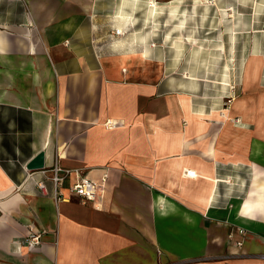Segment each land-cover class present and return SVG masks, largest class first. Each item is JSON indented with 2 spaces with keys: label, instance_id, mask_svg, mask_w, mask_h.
<instances>
[{
  "label": "crops",
  "instance_id": "crops-1",
  "mask_svg": "<svg viewBox=\"0 0 264 264\" xmlns=\"http://www.w3.org/2000/svg\"><path fill=\"white\" fill-rule=\"evenodd\" d=\"M202 6L0 0V264H264V7L237 49ZM39 153L103 190L40 194Z\"/></svg>",
  "mask_w": 264,
  "mask_h": 264
},
{
  "label": "built area",
  "instance_id": "built-area-1",
  "mask_svg": "<svg viewBox=\"0 0 264 264\" xmlns=\"http://www.w3.org/2000/svg\"><path fill=\"white\" fill-rule=\"evenodd\" d=\"M111 33L115 36H119V34H122V30L121 28H115ZM107 122L110 127L115 126L114 123L110 121ZM189 173L194 174V171H189ZM70 177H72L73 181L69 184L68 190L75 196H78L82 202L94 201L99 196V192L103 190V182L106 181V175H103L99 182L92 178H88L81 168H68L62 166L58 163L57 159H54L49 166L44 165L41 169L33 170L27 168L24 180L31 181L37 191L42 195L48 192L47 184L50 182L52 185V197L58 202L65 197L61 192V188H63L67 179ZM28 229V234L24 238L23 243L30 248L40 243L42 231L35 230L31 226ZM235 233L243 235L244 230L237 227L235 231L232 230L229 232L228 239L234 240L233 236ZM242 242V239L237 240L235 244L236 246H240ZM259 255L264 258V253Z\"/></svg>",
  "mask_w": 264,
  "mask_h": 264
},
{
  "label": "rangeland",
  "instance_id": "rangeland-1",
  "mask_svg": "<svg viewBox=\"0 0 264 264\" xmlns=\"http://www.w3.org/2000/svg\"><path fill=\"white\" fill-rule=\"evenodd\" d=\"M200 1L211 7V11L206 12V10H204V6H202L201 13H210L213 16L214 48L218 45H231L232 40H234L235 48H237V46H241L243 44V29L248 26L251 30L252 28L257 30V27H259L257 25V12L264 7V0ZM230 13L232 15L228 16ZM233 32L234 37H231ZM252 38L253 35L251 39Z\"/></svg>",
  "mask_w": 264,
  "mask_h": 264
},
{
  "label": "water",
  "instance_id": "water-1",
  "mask_svg": "<svg viewBox=\"0 0 264 264\" xmlns=\"http://www.w3.org/2000/svg\"><path fill=\"white\" fill-rule=\"evenodd\" d=\"M43 166V153H39L36 157L27 162L28 169L37 170L43 168Z\"/></svg>",
  "mask_w": 264,
  "mask_h": 264
},
{
  "label": "bare ground",
  "instance_id": "bare-ground-1",
  "mask_svg": "<svg viewBox=\"0 0 264 264\" xmlns=\"http://www.w3.org/2000/svg\"><path fill=\"white\" fill-rule=\"evenodd\" d=\"M174 1V0H173ZM150 8V7H149ZM150 11V10H149ZM230 15H232L231 13L230 14H228V16H230ZM156 16V15H155ZM151 17H152V15H151ZM153 18H155V17H153ZM154 20V19H153ZM179 40H181V39H179ZM177 43V42H176ZM180 44V43H179ZM180 46V45H179ZM177 48V47H176ZM179 49V48H178ZM176 50V49H175ZM223 82H225V81H223Z\"/></svg>",
  "mask_w": 264,
  "mask_h": 264
}]
</instances>
